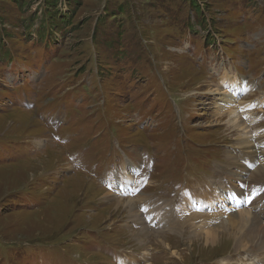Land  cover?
Masks as SVG:
<instances>
[{
  "label": "rangeland",
  "instance_id": "1",
  "mask_svg": "<svg viewBox=\"0 0 264 264\" xmlns=\"http://www.w3.org/2000/svg\"><path fill=\"white\" fill-rule=\"evenodd\" d=\"M196 1L0 0V264H264L199 205L242 137L264 153V0Z\"/></svg>",
  "mask_w": 264,
  "mask_h": 264
},
{
  "label": "bare ground",
  "instance_id": "2",
  "mask_svg": "<svg viewBox=\"0 0 264 264\" xmlns=\"http://www.w3.org/2000/svg\"><path fill=\"white\" fill-rule=\"evenodd\" d=\"M223 81H224V87H225V89L221 92V94H222L221 98L223 101H222V104L218 108L222 109V107H225V109L228 111V113L235 115V113H236V111L234 109L235 108V106H234L235 97L240 90H246L248 88V86L242 87V89H241L240 79H238V77H236L235 75H229L227 73H225L223 75ZM257 101H258V103H260L261 106L264 105V97L263 96H261L260 100H257ZM249 107H250L249 104L244 103L239 109L247 110V109H249ZM235 117H237V116L235 115ZM243 131H245V130L243 129ZM248 134H249V132H248ZM242 140L246 144H248V147H246V148H250L251 152L245 150L244 148L241 149L242 147H239L241 142L238 143L239 144L238 147H233V149H232L233 155H232L230 164L234 166L236 171L233 172V171L229 170V171L224 172L223 176L218 177L217 183L219 186L217 188L213 189L211 192L212 196L217 198L216 199L217 202L221 203L223 201L229 207L225 206V204L221 205L219 203L217 206V204L208 202L210 198L205 199L204 204H200L202 202H199V205L203 206V207L204 206H206V207L212 206L213 207V205H215V210L218 211L214 214H211V215H213L211 217H206V215L203 216V214L200 216V220H202L201 225L202 226H208L207 230L202 232V233H204L202 240H204L206 242L214 241L217 239V237L219 236V234L222 231L224 233H226L228 231V233L236 241L237 245H235V246L239 247L240 245H242V242L245 241L246 245L249 246L248 247L249 249H247V250L263 249L262 253L264 255V217L259 216V213L262 212L261 214H263V212H264V196L261 195V197H259L260 196L259 195L258 197H256L254 199V201H252L249 198V196H247L244 193V187L243 186H242V188L240 187V185L243 184V181H241V179L246 181V179L244 178V177L247 178L246 174L248 175L249 178L259 177L258 175H256V173L260 172L261 170L264 169V153H261V154L259 153V150L262 147V145L260 143H253L250 136L242 137ZM236 155H239V157H235ZM259 158L262 161H260ZM240 159H241V161H240ZM253 165H255V167L252 170L247 168V167L253 166ZM125 173L126 172L119 173V179L117 181L119 184L118 189H121L126 182L125 178L123 177V176L127 175ZM128 178H127V180H128ZM237 181H240V184L238 183L239 185L236 184ZM116 188H117V186L114 185V189H116ZM254 189H256V188H254ZM133 190H134V188H133ZM251 191H253V190H251ZM244 196H247L249 198L248 203L243 199ZM201 199H204V198H201ZM140 201H142V203H145V199H143V198H141ZM140 201H139V203L138 202L136 203V201H135L134 207L140 206L142 204V203H140ZM222 207H224V208H222ZM233 207H235V209L237 211L231 212V210L234 209ZM147 208L152 209L149 212L145 211V213L148 212L147 216H150L149 214L151 212H155L156 210L165 211L163 206H159V208H158V207L151 205V207L147 206ZM260 209L262 211H259ZM209 211H210V209H209ZM168 212H170V211H168ZM201 217H204V218L201 219ZM217 217H218V219H217ZM258 217H260V218H258ZM206 218H213L215 223L214 224H207ZM156 220H158V223L162 224L165 227L166 226L167 227H174L175 226V225L174 226L172 225V217H161L160 216V217H156ZM132 221H136L137 223H139V219L137 217L133 218ZM146 228H147V225H146ZM181 228H182V226H181ZM199 228H200V226H199ZM159 231L160 230H156V229L154 230L155 234H157V232H159ZM247 256H249V255H247ZM227 257L229 258V256H227ZM262 260H264V259L262 258ZM257 261H258V259H257ZM221 263L222 264H237L235 262L226 263L225 258H223L221 260ZM256 263L257 262H255V261H248L247 264H256ZM241 264H244V262Z\"/></svg>",
  "mask_w": 264,
  "mask_h": 264
},
{
  "label": "trees",
  "instance_id": "3",
  "mask_svg": "<svg viewBox=\"0 0 264 264\" xmlns=\"http://www.w3.org/2000/svg\"><path fill=\"white\" fill-rule=\"evenodd\" d=\"M53 1L55 2V0H53ZM53 1H52V0H50V1H49V0H45V3L47 2L46 4H47V7H48V8H50V7L53 5V4L51 3V2H53ZM56 1H57V0H56ZM195 2H196V4H199L196 0H195ZM190 6L192 7L191 4H190ZM199 6H200V5H199ZM48 8H47V11H48V12H51V14L54 13L53 15L56 14V11H52L51 9H48ZM200 8H201V7H200ZM201 9H202V8H201ZM202 11H203V9H202ZM45 14H46V13H45ZM47 15H48V14H47Z\"/></svg>",
  "mask_w": 264,
  "mask_h": 264
}]
</instances>
